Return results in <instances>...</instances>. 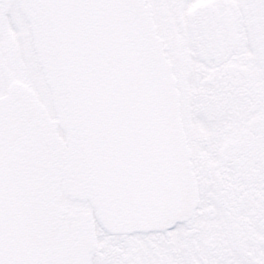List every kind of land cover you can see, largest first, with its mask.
I'll return each instance as SVG.
<instances>
[{"label":"snow or ice","instance_id":"1","mask_svg":"<svg viewBox=\"0 0 264 264\" xmlns=\"http://www.w3.org/2000/svg\"><path fill=\"white\" fill-rule=\"evenodd\" d=\"M0 264H264V0H0Z\"/></svg>","mask_w":264,"mask_h":264}]
</instances>
